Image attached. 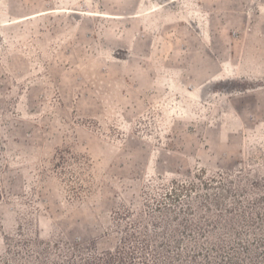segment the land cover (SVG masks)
Here are the masks:
<instances>
[{
    "label": "rangeland",
    "instance_id": "374dc122",
    "mask_svg": "<svg viewBox=\"0 0 264 264\" xmlns=\"http://www.w3.org/2000/svg\"><path fill=\"white\" fill-rule=\"evenodd\" d=\"M0 264H264V0H0Z\"/></svg>",
    "mask_w": 264,
    "mask_h": 264
}]
</instances>
